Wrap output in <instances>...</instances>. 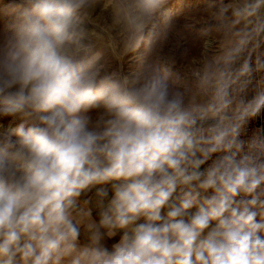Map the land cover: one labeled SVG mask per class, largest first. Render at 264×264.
Instances as JSON below:
<instances>
[{
    "label": "clouds",
    "instance_id": "clouds-1",
    "mask_svg": "<svg viewBox=\"0 0 264 264\" xmlns=\"http://www.w3.org/2000/svg\"><path fill=\"white\" fill-rule=\"evenodd\" d=\"M0 264H264V0H0Z\"/></svg>",
    "mask_w": 264,
    "mask_h": 264
}]
</instances>
